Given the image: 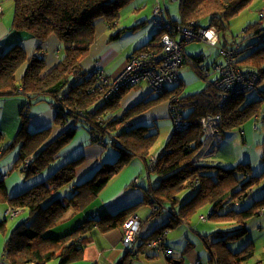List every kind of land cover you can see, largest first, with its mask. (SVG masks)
I'll return each mask as SVG.
<instances>
[{"label": "trees", "instance_id": "trees-1", "mask_svg": "<svg viewBox=\"0 0 264 264\" xmlns=\"http://www.w3.org/2000/svg\"><path fill=\"white\" fill-rule=\"evenodd\" d=\"M133 1L13 0L11 30L25 33L42 44L52 35L57 36L62 47L58 64L46 72L47 61L42 45L38 47L35 55L29 58L19 43L8 48H5L3 43L0 44V98L25 97L27 100V105L21 113V129L16 138L3 148L1 154L4 156L9 150L22 144L19 158L10 172L21 171L26 178L41 173L50 163L57 160L61 150L72 140L78 126L88 129L93 138V146L112 147L119 155L115 162L96 168L87 177L78 174L83 160L68 163L47 181L14 197L8 195L5 179L0 177V205L8 204L9 208L27 212L30 217L29 223H20L5 241L4 264H52L56 261L58 264H73L83 260L84 250L91 244L92 233L96 228L103 233L122 229L125 222L135 216L134 213L141 204H134L116 214L90 215L75 230L62 236H53L50 232L71 212H85L110 181L135 160L145 165L149 175H158L160 181L157 187L147 193L143 202L149 203L151 210L145 219L138 217L142 222L140 235L132 248L124 245L127 255L118 264H133L137 258L146 255L145 252H151L150 254L156 257L162 256L169 264H183L176 262L174 253L166 258L159 250L149 246L151 241L165 236L166 233L162 245L171 249L167 245L169 226L164 225L148 236L143 235L144 226L162 213L169 214L176 222L189 224L191 218L207 206H211V210L207 216H200L201 221H215L227 227H235L229 229L217 242L210 238V264H244L254 255L255 249L251 244L237 252H233L229 244L248 234L247 221L264 212V196L253 202L249 208L245 209L243 205L244 208L240 209V203L245 201L248 191L258 183L250 173L249 164L241 162L226 169L201 163L209 145V136L204 132L201 121L208 116H220L222 128L218 134L226 137L230 132L241 130L245 123L258 116L263 98L246 103L243 100L246 95L244 94L231 98L226 106H220V91L216 87L219 71L216 68L225 65L226 61L208 66L209 75L205 76L200 69L206 63L203 57L208 58L210 54L186 57L185 48L182 66L190 65L199 77L206 81L203 91L185 96L182 82L158 95L156 99H149L131 107L120 116V104L126 90L110 100H105L104 92L100 91V74L103 72L98 70L88 74L84 71L82 62L88 57L95 42L96 23L104 19L111 29L118 22L120 12ZM254 1L177 0L175 2L179 5L180 18L166 25L159 15L157 19L160 20V27L154 25L156 32L152 39L135 50L130 59L144 52L162 54V39L166 34H171L172 28L187 26L191 21H197L202 26L203 20H209L208 28H214L219 35L218 45L223 43L224 49L236 50L234 65L243 71L255 72L259 76L256 90L260 95H264L261 90L264 89V16L243 32L244 40L257 38L254 44L244 46L243 43L239 45L235 41L234 46L237 44L239 48L230 49L224 41L231 19ZM158 4L160 0H156L154 9ZM160 6L162 8L161 4ZM164 8L166 7H163L162 11ZM3 12L4 7L0 4V13ZM118 35L111 38L114 39ZM23 66H26L24 73L19 77ZM212 68L217 73L216 80L210 79ZM135 87L137 86L132 88ZM173 97L178 100L176 105L180 104L182 120L188 121L190 125L179 130L173 129L165 148L153 155L159 133L149 127L137 126L132 120ZM41 102L51 103L56 110L55 125L64 126L70 120L75 121L74 127L49 144L47 142L52 134V126L37 132L27 130L31 109ZM5 141L6 138L0 131V147ZM214 146L215 141L213 148L209 150L212 153ZM261 177L264 178V172ZM70 185V196L64 199L56 197L61 189ZM186 190L195 191V195L183 202L179 195ZM7 232L8 217L0 221V235H6Z\"/></svg>", "mask_w": 264, "mask_h": 264}, {"label": "crops", "instance_id": "crops-1", "mask_svg": "<svg viewBox=\"0 0 264 264\" xmlns=\"http://www.w3.org/2000/svg\"><path fill=\"white\" fill-rule=\"evenodd\" d=\"M150 7L151 4L148 0H134L120 12V18L118 22L114 24L111 29L108 27L104 19L99 20L96 23L95 42L90 49L88 57L82 62L84 71L90 74L94 71L99 70L103 72V74L109 75L112 78L118 76L124 70L128 60L134 54L135 50L148 44L152 39L154 32H156V28L153 23V13L151 12L153 11V9L147 10V8ZM263 10L264 6L261 10H259V17ZM166 11L169 12L167 8L165 9V12ZM13 12L14 11H12V8H10L8 12L4 10L2 14L0 13V43H3L5 45V48H8L13 44H21L29 58L34 56L38 50V47L42 45V50L45 53L47 61L46 72L52 70L58 64L61 56L60 49L62 45L59 38L52 35L42 44L37 39L25 33L11 30L13 22ZM164 13L161 16V20L163 21V23L166 22V25L170 22L177 21L180 18L179 10L178 16H165ZM120 31L123 32L119 34ZM113 35L118 36L112 39L111 36ZM224 41L228 43L227 37L224 39ZM235 41L236 40H234L233 43ZM228 46H230L229 43ZM209 47L214 50H218L217 48L211 46ZM186 48H188V46ZM206 50L207 49H204L203 51ZM203 51L195 53V51L192 50H185V56L197 57L200 54H203ZM208 54H210L208 55V57H210L211 59V56L215 53L211 50ZM214 63L222 64L224 63V61L218 62L214 60L212 61L211 59V61L209 62L211 66H213ZM25 67L26 66H23L20 70L19 77L23 75ZM184 67L186 66H182L180 69V76L182 82L184 83L183 88L186 87V82H188V80H192L189 72L185 70ZM188 67L191 66L188 65ZM188 69L191 70L193 68L191 67ZM192 71L194 72V69ZM173 88L174 85L170 86L168 90H171ZM261 90L264 91V89L262 88ZM198 92L188 94L193 95ZM185 93L186 92L184 91V95L188 96ZM257 93V99H263L261 104V111L257 117L252 119L254 121V124H251L249 128V131H252L251 136L253 137V142H251L252 147L256 145L258 146L260 142L257 140L255 141L254 139V136L256 135L255 132H253V127L260 126L263 129L264 123V95L261 94V96L258 90ZM157 96L158 95L153 93L150 86L146 83H142L135 88L126 90V92H124L122 96L120 104L121 109L120 113L118 114L121 116L131 107L149 99H156ZM26 101L27 100L25 99V97L0 98V131L6 138V141L0 147V177L5 179L6 188L10 197L18 196L26 192L27 190L47 181L63 166L76 160H83L82 168L78 172V174L82 177H84L85 175V177H87L91 175V172L96 170V168H100V166L113 163L117 160L119 154L114 148H104L99 145L93 146V138L88 129L82 126H78L72 138V142L70 141L71 143H68L69 145L67 144L68 146L66 145L61 150L57 160L50 163L41 173L33 177L26 178V176L21 171L16 170L9 172V169L13 167L16 160L19 158L22 144H18L15 148L9 150V152L4 156H2L1 154L3 148L7 147L16 138L21 129V113L27 105ZM41 103H38V105L32 107L31 120L28 124L27 130L29 132H37L48 126H52V134L49 141L47 142L49 144L60 137L62 134L66 133L69 129L74 127L75 121L70 120L64 126L55 125L54 120L56 118V110L49 102ZM168 122L173 125L170 118L169 101H165L152 107L146 113L136 116L132 120L133 124L137 126L149 127L150 130L155 132L156 130L153 128H157L159 130V124L161 125L163 131H167L168 129H170V127L165 126V124ZM172 128L174 129V127ZM173 129L171 131H173ZM241 130L239 131V133H237V131H234L230 132L228 135H234V137H237L240 134L241 136H244V138L245 136H248L246 134V132L248 131ZM158 133L160 132L158 131ZM172 134L170 132V137L172 136ZM218 136L222 135L219 134ZM225 138L227 139V136ZM237 141L240 140H236L234 143H228V148L234 149L235 153L230 156V158H225L226 160L223 159V156L222 158L221 156H219L221 149L217 150L220 147L227 148L225 146L226 143H220L216 149L217 153L215 154L214 152L213 156L210 157L214 159L215 155L218 154V156L215 158V161L217 163L213 164L217 166L221 165L220 167L222 168H225V166H227L226 169H230L238 164V162L246 161L245 156L249 157V155L245 153L243 156V159L245 158V160H240V157L242 158V153L240 152V144H237ZM242 141H244L243 147L249 149V140L245 139ZM261 145L264 146V142ZM253 149L254 148H252V154L249 161V165L251 164L250 173L252 176L257 172V170L262 167L261 161L264 160V147H262L261 149L259 148L255 153L253 152ZM218 158H221L220 161H217ZM223 162L227 165L223 164ZM201 163H205L204 160H202ZM261 172H264V168H262ZM152 176L156 177V182L155 179L152 180ZM77 180L79 181V179ZM159 181L160 178L158 177V175H149L146 171L145 165L140 161L135 160L126 169H124L121 174L114 177L112 181H110L107 187L101 192L98 199L91 206H89L85 212L79 214L71 212L61 224H59L50 232V235L62 236L75 230L90 215L102 216L106 214H116L119 211L134 204H141L137 207L134 215L139 217L140 219H145L149 215L151 207L149 203L143 202L145 201L147 193L152 188L157 187ZM71 194L72 190L69 191L66 188H63L56 194V197H58L59 199H64ZM263 195L264 194H262L261 196ZM245 204L246 202H241L240 206L243 207L244 205L246 207ZM3 205L5 206V212L8 204ZM210 210L211 206H207L201 210V213L205 211L208 213ZM259 215H264V212L259 213ZM5 218L6 217L3 213L2 217H0V221L5 220ZM17 218L22 219H20L21 221L19 223H17L18 220L14 222L12 226L8 224L7 234L4 236H0V250L2 249L0 255V264H4L3 248L5 241L7 240L9 235L20 225V223L30 222V217L27 212H22ZM199 220H201L200 217L198 218V221ZM201 222H196L195 216L191 218L189 224L178 221L176 222L170 217L169 214L162 213L160 214V216L156 217L155 220L148 221L145 224L143 235L148 236L164 225H166L167 227L169 226L170 228L168 231L169 234L167 238V245L173 250L174 256L177 259V263L210 264L209 261L212 256V250L208 245L211 242L210 238H213L214 242H217L220 240L219 238L224 236L229 229H233L235 227H227L224 224L215 221ZM209 222H211V224H208ZM149 223L150 225H148ZM194 223L196 227L192 228ZM246 226L247 228H249L247 223ZM92 236L93 238L91 244L88 245V247H86V249L84 250L83 260L73 264H118L127 255V251L123 244L124 234L122 229H113L111 231L103 233L96 228L93 231ZM233 243L234 245H236L235 242ZM233 243H230L229 247L233 252H235L231 246ZM250 244L255 249L254 255L244 264H264V253L262 254V258L257 260V249L254 241H250L247 246ZM242 246L243 244L241 245V247ZM150 253L151 252H145L146 255H142L137 258L133 264H169L167 260L162 256L156 257ZM53 263L58 264L57 261Z\"/></svg>", "mask_w": 264, "mask_h": 264}, {"label": "built area", "instance_id": "built-area-1", "mask_svg": "<svg viewBox=\"0 0 264 264\" xmlns=\"http://www.w3.org/2000/svg\"><path fill=\"white\" fill-rule=\"evenodd\" d=\"M171 1L175 2L177 0ZM154 10L156 16L154 25L160 27V20L157 19L159 14L162 13L160 4H158ZM261 16H264V12ZM179 37L180 39L178 40ZM219 40V35L214 28H204L200 26V23L197 21H191L187 26L172 28L171 34H166L162 39V54L144 52L134 55L128 60L124 70L114 78H108L102 73L100 74L102 79L100 91L104 92L103 98L105 100H110L112 97L122 94L123 91L142 83L148 84L153 93L160 95L165 93L170 85L182 83L180 68L182 66L183 52L187 45L194 42H204L211 47L217 48L226 59L225 65L217 66L216 68L219 71V79L216 87L220 91V106H226L233 97H241L252 90L258 89L259 76L253 71L246 72L235 66L236 50L229 51L224 49L218 45ZM235 48H239V46L236 44ZM206 59L207 57L204 56L203 60ZM190 63L192 64L193 60H191ZM200 70L205 76L209 75V70L206 67L202 66ZM176 102H178L176 97H173L169 101V112L174 130H179L189 126L190 123L186 120H182L179 112L180 104L176 105ZM201 123L204 132L212 138L217 135L222 128V119L220 116H208L204 118ZM213 141L212 139L204 153H212L209 150L212 148ZM213 151L216 153V149H213ZM151 166L154 168V163H152ZM154 210H157V208H154ZM21 213V210L9 208V210L6 211V217L15 218ZM202 219L204 218L202 217ZM122 230L124 233V245L127 248H132L137 237L141 233L142 222L137 216H133L125 222ZM165 236L158 237L151 241L149 246L152 249L159 250L161 254L167 258L171 257L174 252L162 245L164 240L163 237Z\"/></svg>", "mask_w": 264, "mask_h": 264}, {"label": "rangeland", "instance_id": "rangeland-1", "mask_svg": "<svg viewBox=\"0 0 264 264\" xmlns=\"http://www.w3.org/2000/svg\"><path fill=\"white\" fill-rule=\"evenodd\" d=\"M148 1L151 4V7L147 8V10L148 9L149 10L153 9V11H151V12L153 13V20H154V18L156 16H155V12H154L155 10H154L153 5L156 3V0H148ZM0 4L3 5L4 10L6 12H8L10 10V8H12V11H14V2H13V0H0ZM160 4L162 5V8L166 7L169 10V12H167V11L165 12L166 8H164L162 13L159 14L160 16H162V14L164 12H165L164 13L165 16H168V15H170V16H178V8H179L178 3L170 1V0H160ZM263 6H264V0H255L249 7H247L240 14L236 15L235 17H233L231 19L230 26H229V29H228L227 35H226L227 41L230 44V49H234V47H235L234 44H233L234 40H236L239 44L243 43L244 46H248V45L250 46V45L254 44L257 41V38H250V39L248 38L247 40H244L243 39L244 38L243 37V32H245L247 27H249L250 25L256 24L257 22L260 21L259 10H261L263 8ZM167 13H169V14H167ZM208 23H209V20H203L202 26L204 28H208L209 27ZM179 39H180V37H179ZM260 42H262V41L260 40ZM187 46H188V48H186L187 51L192 50V51H195V53H199L200 51H203L204 49H207L206 51L202 52V53H204V55H207L212 50L215 53V54H213L211 56L212 61L213 60L214 61H218V62H222V61L225 62L226 61L225 57L222 54H220V52L218 50H216V49L214 50V49L210 48L207 44H205L203 42H194V43H191V44H189ZM219 46L223 47L222 44H219ZM211 59H210V57H208L206 59V63L207 64L204 63V67L207 68L208 66H211L210 65L211 63L209 64ZM184 66H186V67H184V69L189 72V74H190V76L192 78V80H188V82H186V87H184V91L186 92L185 94L190 95L188 93H195V92H198V91H201V90L203 91V89L205 88V85H206V81H204L203 79H201L199 77L197 71L193 72L192 71L193 69H191V70L188 69V68H191V67H188V65H184ZM211 70H212V75H211L210 79L212 80V79H215L217 77V73L216 72L214 73L213 68ZM257 96H258L257 90L256 89L252 90V91H250L249 93H247L245 95L244 102L247 103V102H250L252 100H255V99L258 98ZM34 106H36V105H34ZM251 124H254L253 120L252 121L250 120L247 123H245L243 128H242V130H241V131H243V130L248 131V132H246V134L248 136H245V138H244V136H241L240 134L237 137H234V135H228L227 134L226 135L227 139L224 137V135H222V136H218L219 134L217 135V137L215 138L214 149H216L219 146L220 143H226L225 146L227 147V148L220 147V148L217 149V150L221 149V152H220V155H219V156H221V158L223 156V159L226 160L225 158H230V156H232L235 153L234 149L228 148V143H234L236 140H240V141H237V144H240V152L242 153V158L240 157V160L242 159V161H243L246 158V161H243V162H246L248 164H249V161H250V156L252 154V148H254L253 152L255 153V152L258 151L259 148L261 149L262 147H264L263 145H261L264 142V140H263L264 139V132H263V129L260 126L259 127L258 126L257 127L254 126L253 127V132H255V135H256V136H254V139H255V141L257 140V141H260V142H259L258 146L256 145V146L252 147V145H251V142H253V137L251 136L252 131H249V128H250ZM165 126L170 127V129H168L167 131H165V130L163 131V129L161 128L160 124H159V130L157 128H153V129L156 130L157 133H158V131L160 132L159 133V135H160L159 139H158L157 144L155 145V148L153 150V155H156L160 151H162L163 148H165V145L167 144L168 140L171 138L170 137V132L172 134L173 131H171V130L173 129L172 128L173 125H171V123L168 122V123L165 124ZM239 131L240 130H238L237 133H239ZM212 139L214 140V137L213 138L209 137L208 143H210ZM225 139H226V142H225ZM245 139L249 140V147H250L249 149L243 147V142L244 141H242V140H245ZM71 142H72V140H71ZM71 142H69V144ZM245 153H247L249 155V157L245 156V158L243 159V156H244ZM212 156H213L212 153H210V154L209 153H205L203 158L201 159V161L204 160L205 163H202V164L216 166L213 163H217L215 161L216 160L215 158L218 156V154L215 155L214 159L210 158ZM221 158H218L217 161H220ZM238 163H241V162H238ZM261 163H262V167L259 170H257V172L255 174H253V176L256 179H258L257 182H259V183H256V185H254L248 191L247 198L244 201V202H246L245 209L249 208L253 204V202L262 199L263 196H264V195L261 196L262 194H264V191H263L264 190V178L260 177L261 174H262V172H261L262 168H264V160L261 161ZM223 164L227 165L224 162H223ZM226 167L227 166H225V168ZM10 170H11V168L9 169V172H10ZM154 179H155V182H156V177L152 176V180H154ZM70 187H71V185L68 186V187H65V188L70 191ZM194 195H195V191L186 190V191L181 192L179 197H180V199L182 201H185V200L191 199ZM235 208L237 209V207H235ZM239 208L240 209L244 208V206L243 207H239ZM4 209H5V206L3 204H1L0 205V217H2L3 213H4L5 217H6V211L9 210V206L7 207L5 212H4ZM198 214L195 215V221L196 222H201V220L198 221V218L200 217V215L207 216V212L206 211L200 213L199 215ZM22 218H11V217H8V224L10 226H12L13 223L16 222L17 220H18L17 223H19L21 221L20 219H22ZM208 224H211V222H209ZM247 224L249 226V228H247L249 230V234L247 236H245L244 238H242L241 240H239L238 242H235L236 245H234V243H233L231 246L234 249V251L236 252V251L243 250L244 248H246L247 244L250 241H254L256 249H257L256 259L257 260L261 259L262 258V254L264 253V215H256L255 217L250 219L247 222ZM148 225H150V223ZM193 227H196L195 223L192 226V228ZM260 229H262V230H260ZM0 236H4V235L1 234ZM242 244H243V246L241 247ZM1 251H2V249L0 250V255H1ZM52 264H55V263H52Z\"/></svg>", "mask_w": 264, "mask_h": 264}, {"label": "clouds", "instance_id": "clouds-1", "mask_svg": "<svg viewBox=\"0 0 264 264\" xmlns=\"http://www.w3.org/2000/svg\"><path fill=\"white\" fill-rule=\"evenodd\" d=\"M263 12H264V10L261 12V14H262ZM261 14H260V17H262ZM219 39H220V38H219Z\"/></svg>", "mask_w": 264, "mask_h": 264}]
</instances>
